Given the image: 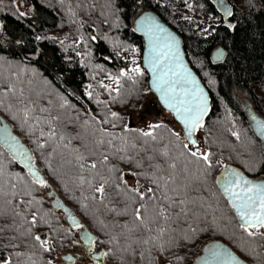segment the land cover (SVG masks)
<instances>
[{"label": "trees", "instance_id": "obj_1", "mask_svg": "<svg viewBox=\"0 0 264 264\" xmlns=\"http://www.w3.org/2000/svg\"><path fill=\"white\" fill-rule=\"evenodd\" d=\"M15 1L0 0V114L29 145L46 180L96 233L95 247L111 253L105 256V261L113 264L163 261L162 257L157 259L159 253L151 244L135 243L156 233L137 227L132 209L138 205L131 204L123 194L118 195L115 188L121 172L128 184L133 185L130 171L151 173L155 170L153 166L159 164L161 172L157 174L173 176L176 181L169 185L168 194L174 195L171 189L176 188L180 192L178 198L189 202L187 217L170 226L160 225L170 227L164 237L170 241L164 256L171 264H191L202 246L214 239L228 243L250 264H264V236L259 233L249 236L240 227L215 182L216 173L227 162L253 176L264 173L262 144L250 129L240 101L243 96L250 97L264 114V0H229L232 6L229 23L213 0H22L27 11L21 10ZM187 2L203 19L219 16L218 22L207 23L201 17L188 15L184 10ZM147 8L155 9L179 31L187 57L211 93L212 110L198 129L203 138L199 150L212 153L211 168L188 155V150L196 149L183 148L187 142L177 122L153 118L145 126L139 125V121L130 125V118L151 93L148 74L141 64L142 37L132 28L134 16ZM55 30L65 32L53 33ZM218 46H223L225 56L213 61L211 51ZM130 58L135 63L125 69L124 62ZM135 67L143 75L130 71ZM125 71L131 79L121 77L119 85L113 86L105 83ZM102 85L119 91H110ZM113 112L118 119L112 117ZM53 117L59 119L49 125L46 121ZM149 124L163 125L155 130V141L138 133L149 130ZM52 129L56 133L54 138L41 135ZM105 132L114 135L106 136ZM233 132L239 133V139ZM173 133H179V139ZM119 137L126 138L127 145ZM100 140L105 143L99 144ZM109 140L111 145L107 143ZM122 147L127 148L128 156L134 157L133 162L121 159L125 153L116 149ZM164 151L168 156L162 155ZM104 156L108 157L107 163L102 162ZM135 161H140L143 167L136 168ZM92 163H96V169L90 167ZM171 163L176 164L175 169L168 167ZM0 169L5 191L15 184L20 192L18 199L32 201L27 205L30 210L20 206L26 217L16 218L17 227L23 224L20 232L32 227L33 235L46 233L52 248L45 251L31 236L5 231L0 235V245L11 243L20 247H0V256H12L13 264H30L29 256L36 264L48 261L62 264L58 257L62 250L65 253L71 248H82L75 230H69L62 213L51 206L46 194L48 186L35 183L2 145ZM17 177H23V181ZM101 177L108 180L103 200L95 191L103 183ZM140 183L141 191L153 186L142 177ZM25 190L31 195H23ZM126 206L128 215L111 211L112 208L122 211ZM33 214L37 217L35 227L28 223ZM10 222V217H0V226ZM124 224L128 228H123ZM260 233H264L262 229ZM12 236L17 239L10 240ZM15 252L25 255L18 258Z\"/></svg>", "mask_w": 264, "mask_h": 264}, {"label": "snow or ice", "instance_id": "obj_2", "mask_svg": "<svg viewBox=\"0 0 264 264\" xmlns=\"http://www.w3.org/2000/svg\"><path fill=\"white\" fill-rule=\"evenodd\" d=\"M230 14V13H229ZM23 15V14H21ZM2 28V25H0ZM95 39V37H92ZM172 44L165 41L163 47H157L156 54L153 58V63L157 66H163L169 60V57L172 56ZM135 63V61H133ZM132 73L136 75H143L142 70L139 67L132 68L130 70ZM172 69L169 67L168 72H171ZM177 77H181L182 73L175 72L173 73ZM121 77H128L131 79L132 77L129 75V72H121L117 77H110L117 85H119ZM177 81L172 80L168 77L167 73L160 78V84L162 89H166L167 93L175 95L176 89L174 85ZM194 83V81H193ZM109 89L110 91H119V88L111 89L108 85H102ZM89 97H91L92 93H88ZM191 95L194 102H189L187 97ZM185 99L183 101H179L178 105L174 106L178 117L181 119L185 128L187 129V135L189 137L190 143L192 145H196V140L192 139L193 133L196 132L199 128L203 127V117L205 113L208 111L207 105L205 101H201L199 95H197L196 91L192 92L185 91L184 93ZM165 103H168V97L165 98ZM31 111L26 110L25 116L28 115V112ZM42 111L47 112V109H43ZM112 117L118 119L119 116L117 113L113 112ZM59 117H53L52 119L46 121L49 125L52 124L53 120H58ZM115 127V125H113ZM163 127L161 124H149L147 131L138 130V133L142 137L151 138V140L155 141L157 139L155 133L156 129ZM41 135H47L49 139L54 138L56 135L55 129H52L48 133L41 132ZM106 136H113V133L105 132ZM179 139V133H173ZM233 135L239 139V133L233 132ZM63 139V137H61ZM124 141V144L127 145V140L124 137H119ZM99 144H104V140L98 141ZM109 145L112 144V141H107ZM40 147H44L43 144ZM132 148H136L135 144L131 145ZM188 144H184L183 148L188 150ZM116 152L125 153V155L121 156V159H126L129 162H133L134 157L128 156L127 148L122 147L116 149ZM163 156H168V152L164 151L162 153ZM188 155L193 158L195 161H203L204 165L207 168H211L213 166V162L210 159L212 156L211 152H201L197 147L196 150H188ZM80 159H84L83 156ZM107 156H104L103 163H107ZM148 160H152L153 157H147ZM219 163V161H217ZM136 168H142L143 165L140 161H135ZM84 165H81L83 168ZM92 169H96V163H92L90 165ZM154 171L149 172H136L130 171L128 173L134 179V184L129 185L128 181L124 179V174L121 172L120 183L115 185L117 190V194H123L133 205H138L132 209V220L137 223L138 228H143L147 233L155 232V235H148L144 239H137L135 243L149 245L157 249L160 257L163 258L162 264H171V261L168 257L164 256L166 250H168L170 241H165V235L170 231V227L160 226L161 223L163 225H171V223L179 221L181 217H187L189 214L188 210V201L184 198L180 197V192L176 188H172L171 191L174 195H169V185L175 184V178L173 176L165 177L162 174H157L161 172V166L156 164L153 166ZM171 169L176 168L175 163H171L168 166ZM227 167V166H225ZM29 173L35 177V183L39 184L42 187H47V182L38 176H36L35 171L32 169L31 165H28ZM113 169H109L112 171ZM187 172V169H184ZM0 176H3V171L0 169ZM144 178L151 182L154 186H150L143 188V185L140 183V178ZM21 182L23 181V177H17ZM103 183L99 187L95 189L96 192L101 194V199L105 198V187L104 185L108 183V180L104 177H101ZM225 191L228 192L231 196V206L236 210L237 215L241 219L242 223L240 225L241 228L244 229L245 232L249 236H254L257 233L264 236V233H260V229L264 228V184H256L244 178L241 174L235 173L231 177L227 179V185L225 187ZM159 193V194H158ZM23 195L30 196L31 192L25 190ZM10 196L11 199H4V197ZM20 196V192L16 190V185H11L10 191H5V185L0 182V217L8 216L11 219V222L5 226H0V235H2L5 231L15 230L19 232L21 236H31L32 240L37 242L41 248L45 251H51L52 248L49 246V242L47 237L42 238L41 235H33V228L29 227L25 231L20 232V228H23V224H20L19 227L16 225V218L19 217L21 219H26L24 217L23 211L20 210L21 205H25V210H30L27 205H31L32 201H25L23 199H18ZM95 198V197H94ZM39 203V202H37ZM15 205V206H13ZM111 211L116 212L117 215H128V207L126 206L122 211H117L115 208H112ZM33 227L37 224V217L35 214L32 215L31 220L28 221ZM73 223L77 228L82 227L79 223L73 220ZM151 225H157V227L153 228ZM123 228H128V224L122 225ZM255 229V231H252ZM129 231H133V229H129ZM174 231V230H173ZM190 231L195 232V228H190ZM88 240H92L90 236L86 237ZM16 236H12L10 240H16ZM115 239V237H113ZM94 243L95 241L92 240ZM104 243V241H100ZM111 242V241H109ZM27 246V245H26ZM0 247H12L18 248L19 244H8V245H0ZM149 255H151V249L149 248ZM210 256L205 257L204 264H211L212 260L220 261L223 259L222 254L215 252L213 250H209ZM110 252H104V256H109ZM14 255L16 257H23L25 253L23 252H15ZM67 259H72L71 257H67ZM179 259H182L180 257ZM235 259V257H233ZM28 261L30 264H36V261L32 259L31 256L28 257ZM0 264H13V258L10 255L0 256ZM48 264H52V261H48ZM224 264H228V261H224Z\"/></svg>", "mask_w": 264, "mask_h": 264}, {"label": "water", "instance_id": "obj_3", "mask_svg": "<svg viewBox=\"0 0 264 264\" xmlns=\"http://www.w3.org/2000/svg\"><path fill=\"white\" fill-rule=\"evenodd\" d=\"M219 11L223 12V17L226 23H229V17L231 16L232 6L229 0H213ZM230 13V14H229ZM0 25H2V19L0 17ZM133 30L142 37V49H141V64L148 74V89L154 94V108L150 116L159 118L161 111H167L171 114L172 120L177 122L181 128L183 137L187 144L191 148H197L203 144V139L199 136L198 130L193 133L192 139L196 140V145L190 143L187 135V129L178 117L175 107L179 101L185 99L184 93L196 91L201 101H205L208 111L203 117L204 120L209 116L212 110V97L211 93L203 81L201 75L196 68L191 64L189 58L186 55L184 48L183 37L179 31L167 22L155 9L147 8L137 13L133 18L132 23ZM1 29V28H0ZM167 41L172 44V56L169 57L167 63L163 66L157 67L153 63V58L156 54L157 47H163L164 42ZM225 56V49L223 46H218L211 51V59L213 61H220ZM172 71L168 72V68ZM182 73L181 77L175 76L173 73ZM167 73L168 77L177 81L174 85L176 92L175 95L167 93L166 89L161 88L160 78ZM194 81V83H193ZM168 97V103H165V98ZM189 102H194L191 95L187 97ZM242 100V107L247 120V123L254 133V135L260 140L264 151V114L256 107L253 102L247 100V104ZM143 107V104L141 105ZM130 125H133V120L130 119ZM0 145H2L12 155V157L22 165L29 173L28 165H31L35 171L36 176L43 178L48 185L46 194L50 198L51 206L58 209L64 220L67 223V228L72 230L77 228L73 223L75 220L82 225L78 231L77 242L82 245L83 251H66L61 255L62 264H77L75 260L77 257L83 256L93 260L92 264H113L105 261L103 253L105 249H97L95 247L96 233L88 226L83 218L75 211V209L67 203L63 197L55 189L54 185L46 180L45 174L42 172L38 163L34 159L33 152L29 145L22 139V137L14 130L11 123L0 114ZM227 166V167H225ZM239 173L247 180L256 184H264V173L258 176H253L247 173L242 167L227 162L221 166L215 175V182L227 199L231 206V196L225 191L227 185V179L233 174ZM29 175L35 180L30 173ZM232 207V206H231ZM235 215L240 222L241 219L236 213V210L232 207ZM264 232V228H262ZM42 238L46 236V233L41 234ZM90 236L92 240H88L86 237ZM221 253L223 259L220 261L212 260L211 264H224V261H228V264H250L244 257H242L237 251H235L228 243L221 239H214L205 243L201 252L192 260L191 264H204L205 257L210 256L209 250ZM71 257L72 259H67ZM235 257V259H233ZM81 264V263H80Z\"/></svg>", "mask_w": 264, "mask_h": 264}, {"label": "rangeland", "instance_id": "obj_4", "mask_svg": "<svg viewBox=\"0 0 264 264\" xmlns=\"http://www.w3.org/2000/svg\"><path fill=\"white\" fill-rule=\"evenodd\" d=\"M16 2V4H17V6L21 9V10H23V11H27L28 9L27 8H25V6H24V4H23V1L22 0H16L15 1ZM27 9V10H26ZM185 13H187L188 15H196V16H198V17H201L202 18V16L200 15V13L198 12V10H196L195 8H194V6L190 3V2H187L186 3V5H185ZM220 15L221 16H223V12H221L220 11ZM218 19H219V16L218 17H209L208 19H203L202 18V21H206L207 23H210V22H218ZM53 33H58V34H62V33H64L65 31L63 30V31H52ZM66 57H68V58H70V59H74V56L73 55H69V54H66ZM133 61H134V59H132V58H130V59H127V60H125V69H128V68H130V67H132L133 65H134V63H133ZM105 83H107V84H109V85H111V86H113L114 84H115V82L111 79V78H108V79H106L105 80ZM147 96H149V97H152V98H154L155 99V96H154V94L151 92V93H149ZM146 96V97H147ZM146 99V98H145ZM242 99L244 100V103L245 104H247V100L250 102H253L252 100H251V98L250 97H248V96H243L242 97ZM145 101H147V99L146 100H144L142 103H141V105L142 104H144L145 103ZM240 101H241V103H242V100L240 99ZM254 103V102H253ZM149 104H150V102H149ZM141 105H140V107H139V109L136 111V112H134V116L133 117H131L130 119H132L133 121H139V125H141V126H145L147 123H149V119H153V118H155L154 116H150V114L152 113L150 110H146V111H144L143 113H142V110H143V107H141ZM160 118H162V119H165V120H168V121H170V122H174L173 120H172V117H171V114L170 113H167L166 115H165V117H160ZM198 134H199V136L202 138V136H201V133H200V131H198ZM203 139V138H202ZM201 147H199V149H200ZM47 190V189H46ZM63 216V215H62ZM66 222V221H65ZM66 225H67V223H66ZM73 230H75V237L76 238H78V231H79V228H73ZM82 247V246H81ZM70 251L71 252H74V251H83V249L81 248V249H78V248H71L70 249ZM62 254H64V250H62L60 253H59V255H58V257L60 258V260L62 261V259H61V255ZM85 260H87V259H85ZM86 261H76L75 263H77V264H82V263H85ZM90 263V262H89ZM86 264H88L87 262H86ZM160 264H162V261H160Z\"/></svg>", "mask_w": 264, "mask_h": 264}, {"label": "flooded vegetation", "instance_id": "obj_5", "mask_svg": "<svg viewBox=\"0 0 264 264\" xmlns=\"http://www.w3.org/2000/svg\"><path fill=\"white\" fill-rule=\"evenodd\" d=\"M146 99H147V101H145V103L143 104V110H142V113L144 112V111H146V110H150L151 112H153V108H154V98H152V97H149V96H147L146 97ZM145 99V100H146ZM149 102H150V104H149ZM167 113H169V112H167V111H161V114H160V116H159V118L160 117H165V115L167 114ZM199 147H201V146H199ZM198 147V148H199ZM196 149V148H195ZM82 246V245H81ZM83 249V248H82ZM80 252H82V251H80ZM85 259H87V260H85ZM76 261H86L88 264H92L93 263V260H91L90 258H88V257H83V256H80V257H77L76 258V260H75V262ZM86 262L85 263H82V264H86ZM90 262V263H89Z\"/></svg>", "mask_w": 264, "mask_h": 264}]
</instances>
